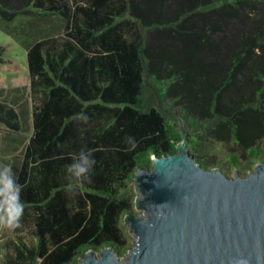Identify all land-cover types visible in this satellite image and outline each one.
Segmentation results:
<instances>
[{"label": "trees", "instance_id": "16d2710c", "mask_svg": "<svg viewBox=\"0 0 264 264\" xmlns=\"http://www.w3.org/2000/svg\"><path fill=\"white\" fill-rule=\"evenodd\" d=\"M0 30L25 48L32 103L17 172L31 239L0 246V264H77L106 246L123 256L135 171L181 139L167 112L188 122L189 155L205 169L218 166L216 141L262 152L264 0H0ZM0 119L19 125L1 101ZM85 146L92 182L73 196L65 165Z\"/></svg>", "mask_w": 264, "mask_h": 264}, {"label": "water", "instance_id": "95a60500", "mask_svg": "<svg viewBox=\"0 0 264 264\" xmlns=\"http://www.w3.org/2000/svg\"><path fill=\"white\" fill-rule=\"evenodd\" d=\"M166 114L181 139L175 153L135 171L138 213L123 217L132 246L121 257L110 246L89 249L77 264H264V164L233 177L201 167L187 149L188 122Z\"/></svg>", "mask_w": 264, "mask_h": 264}, {"label": "rangeland", "instance_id": "374dc122", "mask_svg": "<svg viewBox=\"0 0 264 264\" xmlns=\"http://www.w3.org/2000/svg\"><path fill=\"white\" fill-rule=\"evenodd\" d=\"M13 4H20L22 0H8ZM216 36V35H215ZM229 34H225L222 43L230 44ZM221 39V38H219ZM0 47H3L0 61V88L3 94L1 102H6L17 113V128L8 125L0 119V163L12 167L18 172L22 159L23 146L21 139H27L31 133V110L32 103L29 95V75L26 61L25 48L16 42L11 36L0 30ZM262 152L255 156L256 151L249 149L248 153H242L235 145L216 141L209 145L208 154L215 157L217 167H219L228 177H233L235 170L242 176H246L252 171L257 163L264 160V141L260 142ZM236 162V163H235ZM134 190L133 183H131ZM135 192V190H134ZM134 211L138 213L135 209ZM21 237L30 240L31 234L28 228L9 230L0 228V246L10 240H17ZM131 246L133 235L129 233ZM10 250V249H9ZM2 254L0 253V258Z\"/></svg>", "mask_w": 264, "mask_h": 264}, {"label": "clouds", "instance_id": "9594fccd", "mask_svg": "<svg viewBox=\"0 0 264 264\" xmlns=\"http://www.w3.org/2000/svg\"><path fill=\"white\" fill-rule=\"evenodd\" d=\"M74 119L84 124L89 122L85 113L77 114ZM125 143L134 148L135 138L126 137ZM95 164L93 151L86 146L71 156V162L65 165V190L70 195L78 194L81 187L92 182ZM23 188L24 185L18 182L12 167L0 163V228L15 230L22 226L25 213V202L21 198ZM237 264H248V261L241 258Z\"/></svg>", "mask_w": 264, "mask_h": 264}]
</instances>
